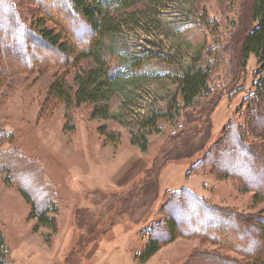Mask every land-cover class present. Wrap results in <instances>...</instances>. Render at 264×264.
<instances>
[{"label":"rangeland","instance_id":"374dc122","mask_svg":"<svg viewBox=\"0 0 264 264\" xmlns=\"http://www.w3.org/2000/svg\"><path fill=\"white\" fill-rule=\"evenodd\" d=\"M253 1L159 0L153 5L144 1L138 11L152 7L149 15L128 21L107 43L115 58L112 74L127 80L123 92L111 99L107 117H94L90 105L68 109L50 98L51 83L65 69L57 51L42 46L37 67L8 73L0 48V130L8 134L0 153H17L40 165L57 206L50 214L56 218L57 231L38 226L19 192L21 181L7 184L0 171V229L10 264H142L136 256L143 252L148 233L162 223L172 195L183 189L238 216L257 222L264 218V203H255L256 195H264V182L248 190L241 177L226 176L230 164L219 151L217 161L213 158L216 167L208 159L203 168L192 170L234 127L254 150L252 165L264 171V100L257 102L256 94L264 73L259 74L254 56L246 69H241L237 57L252 25ZM32 8L39 11L36 5ZM51 10L45 8V15ZM3 11L2 16H10L9 10ZM26 19L33 25L32 16ZM48 27L55 25L50 22ZM6 28L7 24L0 25L1 31ZM22 35L24 43L15 44L19 52L28 53L33 48ZM202 53L213 67L214 92L196 110H171L175 101L183 105L178 77ZM33 56L34 52L36 60ZM68 82L73 84L72 75ZM167 113L169 117L157 122L159 132L148 135L147 150L133 144L132 137L141 128L151 130L145 127L150 119ZM234 144L232 140L224 146L230 150ZM191 214L190 219L199 222L194 210ZM209 221L214 222L211 215L199 223L209 227ZM211 229L231 235V246L200 236L179 237L143 264H201L199 259L210 254L245 261L235 244L250 243L249 233L244 236L231 224L214 223ZM250 232L253 247L261 250V234Z\"/></svg>","mask_w":264,"mask_h":264},{"label":"trees","instance_id":"16d2710c","mask_svg":"<svg viewBox=\"0 0 264 264\" xmlns=\"http://www.w3.org/2000/svg\"><path fill=\"white\" fill-rule=\"evenodd\" d=\"M144 1H149L153 5L159 0H26L21 1L20 4L18 0H0V12L3 10L4 13L10 11V16L0 14V25L7 24L6 29L3 31L0 29V48L4 53L3 59L6 62L8 73L19 72L22 68L33 70L31 68L37 67L38 61L42 60V53L38 48L42 46L48 51H57L64 57L65 63L62 67L65 69L64 73L56 75L51 83L49 88L50 98L65 104L68 109L90 105L92 107L91 114L94 117L109 116L111 99L117 93L123 92L127 80L121 75L112 74L115 58L107 49V43L128 21L134 20L137 22L142 17L145 18L149 15L152 9L150 6L149 12L138 11L139 6ZM62 3L65 6H61ZM33 5H36L39 11L33 9ZM45 8L48 11L55 8L57 11L54 13L51 10L49 15H45ZM30 16H32L33 25L27 22L26 18ZM63 19L69 23V29L62 24ZM50 22L54 23V28L48 27ZM251 22L250 29L243 36L237 57L241 69H246L251 56H254L260 67L259 74H263L264 0L253 1ZM22 32L28 36V40L26 39L28 46L33 48V50H28V53L17 50L18 43H24L25 40ZM3 36L8 40L7 42L2 39ZM79 40L81 43H79ZM82 41H85V43H82ZM32 52H34L33 58L36 60H32ZM83 62H87L88 66L84 67ZM135 68L139 70L140 65L137 64ZM71 75L73 84L68 82V76ZM136 76L144 78L143 74ZM212 77V64L208 61V57L202 53L178 77L183 105L181 106L175 101L170 109L180 112L190 109L196 110L200 105L202 106L203 101L208 99L214 92L210 86ZM130 82L133 85L137 84V81L130 80ZM256 94L257 102L264 100V78L257 83ZM164 116L169 117L167 113L166 115L157 116L156 119H150L145 127H151V130L148 132L141 128L139 135H133V144L139 145L142 150H147L149 145L148 135L159 132L157 122L160 117ZM114 136L117 138L116 135ZM7 137L8 134L0 130V144ZM232 140L235 147L232 145L230 150L225 148ZM262 140L264 141V135ZM218 151L222 160L230 164V168L223 169L226 176L235 179L241 177L248 190L258 189L262 186L264 171L252 165L250 158L251 155H254V150L245 141V137L244 139L240 137L239 132L234 127L227 130L226 137L220 145L213 148L208 157L193 166L192 170L203 168L208 159L211 161L210 165L216 167L213 164L215 163L213 158L214 161H217L215 155ZM240 154L245 155L244 158H241ZM0 161L4 163L0 164V171L6 175V183L11 184L12 181L20 183L18 181L20 180L23 184L20 185L19 192L31 206L30 218L36 219L38 226L48 227L56 232V218L50 215L57 212L55 191L46 181L43 175L44 171L40 165L36 162H29L17 153H0ZM244 171L248 172L249 176L243 175ZM34 187L36 189H33ZM255 198V203H264V195H256ZM193 210L200 219L199 222L207 220L208 215L213 217L214 222L209 221V224H207L209 227L201 226L198 220L190 219ZM163 212L162 223L151 229L143 252L136 256L140 263L148 262L163 247L171 244L179 237L200 236L209 242L231 246V240L233 239L231 235L223 236L211 229V224L217 223L219 226L231 224L236 226L242 235L248 236V233L251 235L250 243L238 242L235 244V250L243 255L245 261L238 262L210 254L203 255L199 259L203 260L201 264H264V218L257 222L253 218L238 216L227 209L213 206L196 192L188 189L176 191L164 207ZM188 219L190 220L186 221ZM252 229L254 232L258 231L261 234L260 242L263 247L261 246L262 249L259 251L256 250V247H253L255 238L250 232ZM0 264H10L9 251L1 229Z\"/></svg>","mask_w":264,"mask_h":264}]
</instances>
